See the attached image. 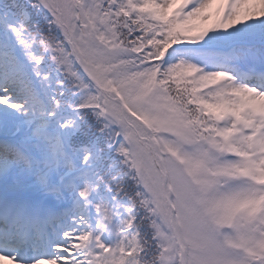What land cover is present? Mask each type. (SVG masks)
Here are the masks:
<instances>
[{"label": "snow or ice", "instance_id": "6c2138e0", "mask_svg": "<svg viewBox=\"0 0 264 264\" xmlns=\"http://www.w3.org/2000/svg\"><path fill=\"white\" fill-rule=\"evenodd\" d=\"M0 264H264V0H0Z\"/></svg>", "mask_w": 264, "mask_h": 264}]
</instances>
